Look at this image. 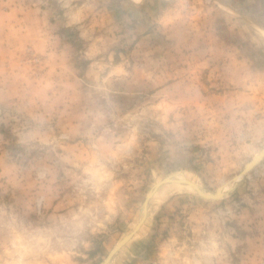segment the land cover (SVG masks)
Listing matches in <instances>:
<instances>
[{"label":"rangeland","instance_id":"obj_1","mask_svg":"<svg viewBox=\"0 0 264 264\" xmlns=\"http://www.w3.org/2000/svg\"><path fill=\"white\" fill-rule=\"evenodd\" d=\"M263 148L264 0H0V264H264Z\"/></svg>","mask_w":264,"mask_h":264},{"label":"water","instance_id":"obj_2","mask_svg":"<svg viewBox=\"0 0 264 264\" xmlns=\"http://www.w3.org/2000/svg\"><path fill=\"white\" fill-rule=\"evenodd\" d=\"M260 154L261 157L259 156ZM264 156V148L262 149L261 152H259L247 165H245V167L243 168V170L240 172L239 176H242L246 173H248L257 163H259L262 159V157ZM235 178V177H234ZM175 181L173 179V177L171 175H168L164 178H162L160 181L156 182L151 188L150 190L148 191L144 201H143V204H142V210H143V214L145 213L146 211V208H147V204H148V201L150 199V197L154 194V192L157 190V188H159L161 185L163 184H166V183H169V182H173ZM179 182H182V183H186V184H189L192 188H194L197 193L203 197V198H208V199H218L220 196H221V189L218 188L217 191L214 193V194H207L205 193L203 190H201L199 188V186L197 184H195L194 182L188 180V179H185V178H182ZM143 219H144V215H142L139 220L137 221L135 227L133 228V230L128 233L127 235H125L110 251L109 253L107 254L105 260L103 261L102 264H107L109 262V260L114 256V254L122 247L124 246L129 240L130 238L133 236V234L140 228L142 222H143Z\"/></svg>","mask_w":264,"mask_h":264},{"label":"bare ground","instance_id":"obj_3","mask_svg":"<svg viewBox=\"0 0 264 264\" xmlns=\"http://www.w3.org/2000/svg\"><path fill=\"white\" fill-rule=\"evenodd\" d=\"M261 155L262 154H260L259 156L261 157ZM172 177H173V179L175 180V181H173V182H179L183 177H181V176H173V175H171ZM238 176H235V178L234 179H236ZM186 179V178H185ZM179 183H182V182H179ZM189 185V184H188ZM190 186V185H189ZM221 189V188H220Z\"/></svg>","mask_w":264,"mask_h":264}]
</instances>
